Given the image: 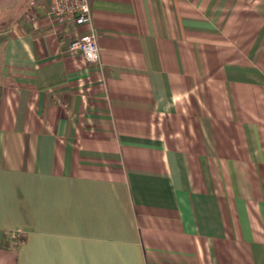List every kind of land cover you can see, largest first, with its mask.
Returning <instances> with one entry per match:
<instances>
[{
	"label": "crops",
	"instance_id": "0c3cea01",
	"mask_svg": "<svg viewBox=\"0 0 264 264\" xmlns=\"http://www.w3.org/2000/svg\"><path fill=\"white\" fill-rule=\"evenodd\" d=\"M88 1L0 0V264H264V0Z\"/></svg>",
	"mask_w": 264,
	"mask_h": 264
},
{
	"label": "built area",
	"instance_id": "2783aa9c",
	"mask_svg": "<svg viewBox=\"0 0 264 264\" xmlns=\"http://www.w3.org/2000/svg\"><path fill=\"white\" fill-rule=\"evenodd\" d=\"M50 18L70 19L76 24L91 22V8L88 0H47L45 9ZM71 53H79L86 63L99 65L100 49L93 30L69 39L67 45Z\"/></svg>",
	"mask_w": 264,
	"mask_h": 264
}]
</instances>
